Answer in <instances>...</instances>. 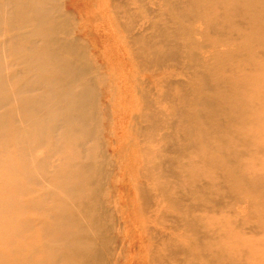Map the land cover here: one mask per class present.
I'll list each match as a JSON object with an SVG mask.
<instances>
[{"label":"bare ground","instance_id":"bare-ground-1","mask_svg":"<svg viewBox=\"0 0 264 264\" xmlns=\"http://www.w3.org/2000/svg\"><path fill=\"white\" fill-rule=\"evenodd\" d=\"M263 121L264 0H0V264H264Z\"/></svg>","mask_w":264,"mask_h":264},{"label":"rangeland","instance_id":"rangeland-1","mask_svg":"<svg viewBox=\"0 0 264 264\" xmlns=\"http://www.w3.org/2000/svg\"><path fill=\"white\" fill-rule=\"evenodd\" d=\"M148 5L150 6V8L152 9V8H154V5L153 4H151V3H149L148 2ZM148 6V7H149ZM153 6V7H152ZM95 25V24H94ZM95 30L96 28L95 27H93V26H90V30ZM98 30V29H97ZM99 31V30H98ZM99 33H100V31H99ZM101 34V33H100ZM263 124H264V121L262 122ZM264 138V135H263V137H262V139ZM157 237H158V234H157Z\"/></svg>","mask_w":264,"mask_h":264}]
</instances>
